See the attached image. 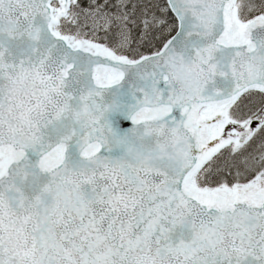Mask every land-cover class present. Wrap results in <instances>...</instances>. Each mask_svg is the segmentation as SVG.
Returning a JSON list of instances; mask_svg holds the SVG:
<instances>
[{
	"label": "snow or ice",
	"instance_id": "1",
	"mask_svg": "<svg viewBox=\"0 0 264 264\" xmlns=\"http://www.w3.org/2000/svg\"><path fill=\"white\" fill-rule=\"evenodd\" d=\"M0 264H264V0H0Z\"/></svg>",
	"mask_w": 264,
	"mask_h": 264
},
{
	"label": "water",
	"instance_id": "2",
	"mask_svg": "<svg viewBox=\"0 0 264 264\" xmlns=\"http://www.w3.org/2000/svg\"><path fill=\"white\" fill-rule=\"evenodd\" d=\"M129 126V124H125V127H128Z\"/></svg>",
	"mask_w": 264,
	"mask_h": 264
}]
</instances>
